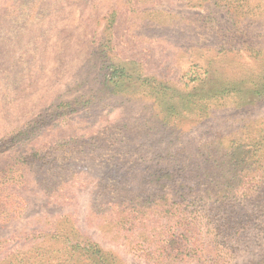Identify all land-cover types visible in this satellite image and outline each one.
I'll list each match as a JSON object with an SVG mask.
<instances>
[{"label":"rangeland","instance_id":"374dc122","mask_svg":"<svg viewBox=\"0 0 264 264\" xmlns=\"http://www.w3.org/2000/svg\"><path fill=\"white\" fill-rule=\"evenodd\" d=\"M263 81L264 0H0V264H264Z\"/></svg>","mask_w":264,"mask_h":264},{"label":"trees","instance_id":"16d2710c","mask_svg":"<svg viewBox=\"0 0 264 264\" xmlns=\"http://www.w3.org/2000/svg\"><path fill=\"white\" fill-rule=\"evenodd\" d=\"M129 74V72L128 71H126L124 68H120V67H115V68H113L112 69V71H111V77H110V79L113 81V82H120L121 80L122 81H124L125 79H127V78H129L128 75ZM260 84H261V86H264V81L263 82H260ZM263 88V87H262ZM258 89H260V88H258ZM258 89H255V90H253L255 93H257L256 91L258 90ZM236 90V92L235 93H237L238 92V90L237 89H235ZM232 92H234V91H232ZM264 94V92H260V93H258V95L259 96H261V95H263ZM111 188H113V184L112 183H109V182H107L106 183V181L101 185V187H100V190H102V191H106L107 189H111ZM115 194H119L120 196H121V198H124L125 197V193L122 191V190H120V191H113ZM108 194H110V192H108ZM125 199V198H124ZM120 203H121V201H119ZM121 217L123 216V215H125V217H123V219H122V224L124 223V220L126 219V217L128 216V215H131V212L130 211H128V210H126V209H123L122 211H121Z\"/></svg>","mask_w":264,"mask_h":264}]
</instances>
